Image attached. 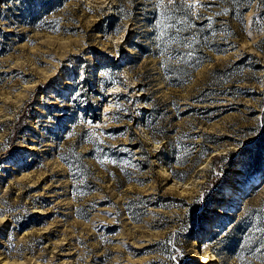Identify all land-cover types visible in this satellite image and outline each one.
<instances>
[{
	"label": "rangeland",
	"instance_id": "1",
	"mask_svg": "<svg viewBox=\"0 0 264 264\" xmlns=\"http://www.w3.org/2000/svg\"><path fill=\"white\" fill-rule=\"evenodd\" d=\"M205 252L264 264V0H0V264Z\"/></svg>",
	"mask_w": 264,
	"mask_h": 264
},
{
	"label": "bare ground",
	"instance_id": "2",
	"mask_svg": "<svg viewBox=\"0 0 264 264\" xmlns=\"http://www.w3.org/2000/svg\"><path fill=\"white\" fill-rule=\"evenodd\" d=\"M230 202H231V201H230ZM229 206H230V207H233V204L229 203ZM216 210H218V209L216 208ZM217 212H218V211H217ZM210 256H211V255H210ZM210 256H209V254H208L207 252L203 253L200 264H204L207 260H209Z\"/></svg>",
	"mask_w": 264,
	"mask_h": 264
}]
</instances>
